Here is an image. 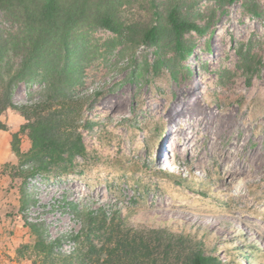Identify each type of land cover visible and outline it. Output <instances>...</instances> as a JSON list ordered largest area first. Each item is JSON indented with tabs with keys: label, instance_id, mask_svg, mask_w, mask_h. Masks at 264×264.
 I'll list each match as a JSON object with an SVG mask.
<instances>
[{
	"label": "rangeland",
	"instance_id": "rangeland-1",
	"mask_svg": "<svg viewBox=\"0 0 264 264\" xmlns=\"http://www.w3.org/2000/svg\"><path fill=\"white\" fill-rule=\"evenodd\" d=\"M114 2L132 29L119 34L95 26L72 36L88 152L69 173L30 179L37 203L29 220L44 221L54 239L82 229L80 211L117 209L129 225L189 231L225 260L264 264V0ZM174 5L182 17L210 25L205 35H184L194 46L185 59L176 54L167 22ZM151 25L162 31L155 41L139 31ZM0 31L13 46L23 35L3 9ZM19 58L11 52L12 61ZM44 85L41 77L19 81L15 100L39 98ZM4 119L9 129L0 132L12 140L25 118L9 110ZM182 129L196 145L179 139ZM7 143L1 135L0 144ZM22 148H29L25 136ZM20 186L0 176V264L30 263L16 258L18 246L34 240L20 214ZM74 247L67 239L60 250Z\"/></svg>",
	"mask_w": 264,
	"mask_h": 264
},
{
	"label": "trees",
	"instance_id": "trees-1",
	"mask_svg": "<svg viewBox=\"0 0 264 264\" xmlns=\"http://www.w3.org/2000/svg\"><path fill=\"white\" fill-rule=\"evenodd\" d=\"M222 1L229 4L236 0ZM0 9L23 28L15 46L0 31V131L9 129L4 119L9 110L25 118L12 133L11 152L17 160L5 163L0 176L7 174L21 181L20 214L34 236L33 242L18 246L17 260L29 264H238L211 252L192 232L129 225L117 209L111 213L105 208L80 211L82 229L54 239L49 238L44 221L29 220L28 210L37 203L28 187L30 179L53 171L69 173L76 166V158L88 152L80 131L83 99L77 96V86L84 82L74 61L73 34L95 26L124 34L134 24L121 20L114 0H0ZM167 22L180 59L194 52L184 35L191 31L205 35L210 28L209 24L202 26L182 17L177 5L168 11ZM139 31L152 41L162 32L156 25ZM11 52L20 57L18 63L11 60ZM246 68L252 71L253 67ZM36 77L45 83L39 98L17 102V83ZM23 136L29 140L27 150L22 148ZM71 204L76 210L77 205ZM67 239L75 243L70 253L60 250Z\"/></svg>",
	"mask_w": 264,
	"mask_h": 264
},
{
	"label": "bare ground",
	"instance_id": "bare-ground-1",
	"mask_svg": "<svg viewBox=\"0 0 264 264\" xmlns=\"http://www.w3.org/2000/svg\"><path fill=\"white\" fill-rule=\"evenodd\" d=\"M171 115H170V118H171V120L172 121H174V119H175V114L174 113H170ZM183 122V121H182ZM181 124V122H177V124H176V126H178V125H180ZM178 130V129H177ZM191 135V133L188 131V130H186V129H182L181 131H180V137H179V139H182V138H187L188 139V142H187V146H194V145H196L197 144V139L195 138V137H192V136H190ZM187 141V140H186ZM177 145V144H176ZM178 146V145H177ZM185 146V145H184ZM187 148V147H186ZM223 151V150H222ZM231 151V150H230ZM230 151L228 152H225L226 154H229V157H230ZM225 153H223V154H225ZM236 153V152H235ZM226 157V156H225ZM166 159H167V161H165V163L166 164H169L170 163V161H171V158L168 156V157H166ZM233 159V158H232ZM237 160V159H236ZM172 165H174L173 163H172ZM245 165V164H244ZM255 165V164H254ZM233 168L235 169V170H237V171H240V170H242L243 169V167H242V165L241 164H236V167L235 166H233ZM245 173V172H244ZM253 173V172H252ZM237 174V173H236ZM245 174H247V173H245ZM228 178V177H227Z\"/></svg>",
	"mask_w": 264,
	"mask_h": 264
},
{
	"label": "crops",
	"instance_id": "crops-1",
	"mask_svg": "<svg viewBox=\"0 0 264 264\" xmlns=\"http://www.w3.org/2000/svg\"><path fill=\"white\" fill-rule=\"evenodd\" d=\"M0 132V136L3 135L6 137L8 143L7 145L4 144H0V163H3V162H9V161H12V162H15V158L11 152V143H10V140H11V137H10V134H5Z\"/></svg>",
	"mask_w": 264,
	"mask_h": 264
}]
</instances>
